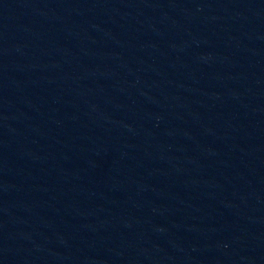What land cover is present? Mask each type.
<instances>
[{
    "label": "water",
    "instance_id": "water-1",
    "mask_svg": "<svg viewBox=\"0 0 264 264\" xmlns=\"http://www.w3.org/2000/svg\"><path fill=\"white\" fill-rule=\"evenodd\" d=\"M0 264H264V0H0Z\"/></svg>",
    "mask_w": 264,
    "mask_h": 264
}]
</instances>
